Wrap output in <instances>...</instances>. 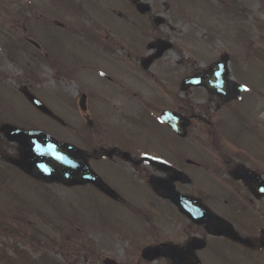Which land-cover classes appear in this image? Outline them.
<instances>
[{
    "label": "rangeland",
    "instance_id": "374dc122",
    "mask_svg": "<svg viewBox=\"0 0 264 264\" xmlns=\"http://www.w3.org/2000/svg\"><path fill=\"white\" fill-rule=\"evenodd\" d=\"M77 1L82 10L59 0H0V129L37 128L69 142L90 131L91 118L94 138L102 128L98 138L108 146L131 133L158 152L145 158L146 149H137V165H93L118 191L112 199L91 185L47 184L10 166L14 144L0 132L6 150L0 160V264L23 255L29 261L22 264H104L107 257L143 262L141 252L150 245L201 236L170 202L155 197L150 175L168 176L171 166L191 178L190 185H177L183 193L205 189L215 196L220 187L211 173L224 155L231 162L249 153L264 156V0H140L151 6L146 15L133 0ZM158 39L171 49L144 69L142 59L156 51L147 45ZM223 53L230 56L229 78L247 86L240 100L224 102L204 87L180 90L184 78L206 73ZM25 87L66 125L34 108L20 92ZM82 94L92 116L79 106ZM165 109L192 119L187 139L156 121ZM189 158L207 171L187 165ZM207 204L235 220L220 199ZM207 240L202 264H264V253Z\"/></svg>",
    "mask_w": 264,
    "mask_h": 264
},
{
    "label": "water",
    "instance_id": "95a60500",
    "mask_svg": "<svg viewBox=\"0 0 264 264\" xmlns=\"http://www.w3.org/2000/svg\"><path fill=\"white\" fill-rule=\"evenodd\" d=\"M134 2L140 13L146 14L150 12L151 6L139 2V0H134ZM155 23L160 25L162 20L157 18ZM33 43L38 46L37 43ZM148 48L151 50L157 49V52L143 60V66L146 69L151 66L153 59L162 57L165 51L171 49V44L164 40H158L149 45ZM228 60L229 56L227 54L221 55V58L209 67L210 69L206 74H196V76L184 79L181 90L186 91L192 86H203L206 90L220 96L226 102L230 101L231 97L234 99L239 98L245 88L234 82L233 79L228 78ZM23 93L34 107L38 108L43 114L64 123L61 118L56 117L49 107L45 106L27 89H24ZM80 106L83 110L87 109L85 96L81 100ZM161 122L182 138L188 137V127L192 124L189 117L170 110L162 112ZM1 131H3L9 142H16L19 145L21 153L16 160V164L33 178L46 183H62L66 186L94 184L99 188L107 189L105 182L90 168L85 157L80 154V150L74 145L64 143L41 130L24 131L5 125ZM189 162L191 161L189 160ZM236 171L238 169L234 170L232 175L236 176ZM150 179L152 188L157 194L164 199L170 200L190 220L199 225H205L210 234L229 236L232 239L238 238V234L234 229L225 221L217 219L200 199L189 197L177 190L175 182L181 181L184 184L190 182L184 173L175 171L168 180L159 176H151ZM262 243L264 246V236ZM206 244L207 241L204 239L194 237L184 246H178L174 243L163 244L160 247L150 246L143 250L142 255L149 261L166 257L172 261L170 264H201L195 251L203 249ZM105 264L120 263L107 258Z\"/></svg>",
    "mask_w": 264,
    "mask_h": 264
},
{
    "label": "flooded vegetation",
    "instance_id": "af4514ba",
    "mask_svg": "<svg viewBox=\"0 0 264 264\" xmlns=\"http://www.w3.org/2000/svg\"><path fill=\"white\" fill-rule=\"evenodd\" d=\"M88 127H90V131L83 136L75 134L76 139H74V141L78 147L82 148V150H84L83 148L87 149L86 152L84 151L82 154L93 165H99L100 162L103 161L109 164L126 162L132 165H137L142 158L141 155H138L137 149L143 150L147 143L150 145L149 147L146 146L145 152L142 153L157 155V150L152 146V142H145V144L142 145L141 143H138L136 136L129 135V142L122 141L119 138L115 139L113 137L115 145L108 146L104 139L98 138L104 137L103 133H99L101 129L96 131L97 137L94 138V132L92 130L93 123L91 122ZM74 133H76L75 130ZM244 157L243 160H232V162L228 157H222L221 166L217 168V174L220 177L216 176V173H213L219 181L220 191H218V195L211 196L205 189H201L200 194L191 195L201 198L204 203L212 198L220 199L223 205L230 209L235 220H230L227 217L221 219L228 221L232 227L237 230L240 236V238L236 240L226 236H211L208 235L204 226H200V229L206 230L205 233L204 231L201 233L202 238L209 237L212 239H224L229 243L231 248L239 247L242 250H249L261 255L264 253V247L261 243V238L264 234V191H261V189H264V157H257L251 154ZM155 163L156 162L152 161V164L155 165ZM241 165H244V167ZM240 166L242 167V170L239 171V177L236 179L232 177L231 172L233 169ZM169 176L170 171L165 178H168ZM197 252L199 253L200 251ZM141 263L145 262L139 261L136 264Z\"/></svg>",
    "mask_w": 264,
    "mask_h": 264
},
{
    "label": "trees",
    "instance_id": "16d2710c",
    "mask_svg": "<svg viewBox=\"0 0 264 264\" xmlns=\"http://www.w3.org/2000/svg\"><path fill=\"white\" fill-rule=\"evenodd\" d=\"M61 2L66 5L67 8H74V6L76 7V9H79L81 10V7H80V4H77L76 3V0H61ZM14 231V230H13ZM16 232V231H14ZM26 259V256L23 255L21 256L18 260L17 259H13L16 263L20 264V263H26L28 261L25 260ZM45 259H47L45 257ZM25 260V261H24ZM48 260V259H47ZM10 261V260H9ZM50 261V260H49ZM16 263H13L12 261H10V264H16ZM33 264V262H31Z\"/></svg>",
    "mask_w": 264,
    "mask_h": 264
},
{
    "label": "snow or ice",
    "instance_id": "6c2138e0",
    "mask_svg": "<svg viewBox=\"0 0 264 264\" xmlns=\"http://www.w3.org/2000/svg\"><path fill=\"white\" fill-rule=\"evenodd\" d=\"M217 75L219 74L217 73ZM245 91H248L247 86H245ZM261 191H264V189H261Z\"/></svg>",
    "mask_w": 264,
    "mask_h": 264
}]
</instances>
